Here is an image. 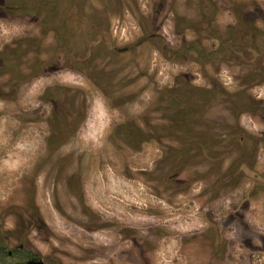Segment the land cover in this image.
<instances>
[{
	"label": "rangeland",
	"instance_id": "1",
	"mask_svg": "<svg viewBox=\"0 0 264 264\" xmlns=\"http://www.w3.org/2000/svg\"><path fill=\"white\" fill-rule=\"evenodd\" d=\"M8 2L0 244L47 264H264V83L247 84L250 69L222 55L169 60L158 50L161 38L174 50L195 41L215 51L245 13L264 30V0H87L117 46L158 37L90 69L64 59L70 45L83 50L86 31L65 32L63 53L56 37L75 20L69 0H42L39 12ZM55 59V70H39ZM69 112L77 119L67 130ZM236 127L245 143L217 146L229 153L223 164L204 160L200 137Z\"/></svg>",
	"mask_w": 264,
	"mask_h": 264
},
{
	"label": "trees",
	"instance_id": "2",
	"mask_svg": "<svg viewBox=\"0 0 264 264\" xmlns=\"http://www.w3.org/2000/svg\"><path fill=\"white\" fill-rule=\"evenodd\" d=\"M8 2V0H3ZM16 4H20L21 9H33L35 12H39L42 8V0H37L38 4L32 8L31 1L29 0H12ZM57 1V0H56ZM70 6L68 9V15L75 18L74 22H65L61 25V30L56 32V37L62 43L61 53L66 50V34L67 31H72L75 35L81 33V31H86V40L84 42L83 50L79 51L74 46H68L67 54L64 59L69 62V67H92V65L103 55H124L128 53H136L137 49L149 42L156 41L158 37L143 36L138 40V42L127 45L124 47L117 46L110 34L109 25H102L99 23V18H90L86 12L85 7L87 0H69ZM4 2H0V8L5 7ZM9 3V2H8ZM3 6V7H1ZM5 9H12V7H6ZM212 23L204 24V29H209ZM227 35L229 40H221L220 45L215 51L202 50L199 48L197 42H192L184 50L178 49L174 50L170 48L166 41L160 38L161 46H158V50L165 58L173 60L174 57L189 55L193 52L198 55V60L212 59L216 55L224 56V62L231 67H248L250 72L245 76L247 84L253 83H264V45L261 46L262 41H264V30L260 26H256L248 13L240 15L238 17V24L235 26H229L227 28ZM158 41V40H157ZM230 53V54H228ZM170 54V56L168 55ZM61 55V54H60ZM58 56V60L60 59ZM57 60L55 59L52 64L48 61L39 60L37 61L39 70L44 71V69L55 70ZM206 65V64H205ZM202 91L201 89H198ZM241 94L237 92L234 94L228 93V97H237L236 95ZM242 95H238L240 97ZM178 102L179 100L176 99ZM240 104L239 100L235 101ZM242 104V103H241ZM179 104H176L178 108ZM234 113L238 111L235 107L231 109ZM247 135L244 133L242 128L236 127L232 130L231 134L220 135V136H201L198 141L199 153L204 158V160L210 163L223 164L229 153L218 152L217 146H225L229 143L227 140L234 145L238 143L243 145L246 141ZM26 219L22 217L21 223H25ZM30 252H24L21 248H17L10 251L6 247L0 246V264H26L25 259L32 256ZM13 259H17L13 261Z\"/></svg>",
	"mask_w": 264,
	"mask_h": 264
},
{
	"label": "flooded vegetation",
	"instance_id": "3",
	"mask_svg": "<svg viewBox=\"0 0 264 264\" xmlns=\"http://www.w3.org/2000/svg\"><path fill=\"white\" fill-rule=\"evenodd\" d=\"M66 116H67V118H68L69 121H70V122H69V121L67 120V124H66V129L68 130V129H70V127L72 126V125H70V124H72L73 120H76L77 118L74 117V115H73L72 112L66 113ZM72 119H73V120H72ZM64 131H65V130L62 129V131H57V133H58V134H61V133L64 132ZM63 141H64V140H63ZM63 141H62V142H63ZM0 246L6 247V246H4V245H2V244H0ZM6 248H7V247H6ZM17 248H21L22 251H24V252H30L31 254H33L32 256L27 257V258L25 259V263H26V264H40V263L47 264V263H46L43 259H41L38 255H36L35 253L29 251V250L26 249L23 245H19V246H17L16 248L11 249L10 251H13V250H15V249H17ZM7 249H8V248H7ZM15 260H17V259H15Z\"/></svg>",
	"mask_w": 264,
	"mask_h": 264
},
{
	"label": "water",
	"instance_id": "4",
	"mask_svg": "<svg viewBox=\"0 0 264 264\" xmlns=\"http://www.w3.org/2000/svg\"><path fill=\"white\" fill-rule=\"evenodd\" d=\"M40 264H43V263H40Z\"/></svg>",
	"mask_w": 264,
	"mask_h": 264
}]
</instances>
